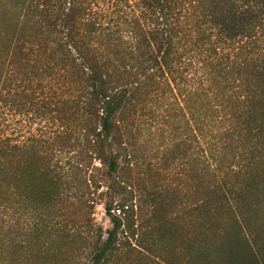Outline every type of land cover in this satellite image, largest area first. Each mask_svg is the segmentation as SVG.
<instances>
[{
    "label": "trees",
    "instance_id": "trees-1",
    "mask_svg": "<svg viewBox=\"0 0 264 264\" xmlns=\"http://www.w3.org/2000/svg\"><path fill=\"white\" fill-rule=\"evenodd\" d=\"M38 100L49 128L0 129V226L74 249L66 211L97 194L111 227L81 248L89 264L124 249L176 264L170 243L184 264H264V0H0V109ZM157 120L163 178L186 175L189 199L169 217V185L151 186L146 244L124 172Z\"/></svg>",
    "mask_w": 264,
    "mask_h": 264
},
{
    "label": "rangeland",
    "instance_id": "rangeland-1",
    "mask_svg": "<svg viewBox=\"0 0 264 264\" xmlns=\"http://www.w3.org/2000/svg\"><path fill=\"white\" fill-rule=\"evenodd\" d=\"M37 91L39 92L38 89ZM40 92L36 96L39 97V99L43 96ZM28 107L29 108L24 109L17 108L16 111L12 110L10 112H6L4 108L0 109V129L6 134L14 135L24 131H44L50 127L48 123L49 114H47L45 110L41 112L39 100ZM157 122L158 128L155 130L156 133L150 135L147 141L145 139V142L142 144L138 143L139 145L135 146L137 151L135 162H133V166L127 167L124 172V178L131 179L128 189L131 188V190L135 192L136 197H140L138 194H141L145 201L139 212L135 214L134 222L137 226L139 225L141 227L142 231H140L139 234L146 244L154 240L151 235L154 234L152 232V226L155 219L151 216V198L148 194L149 190L152 189L151 186L154 187L158 184V189H162L161 187L163 184L169 185L168 187L171 190H168L164 196V203L166 204L165 212L170 215L169 217L175 216L176 212L174 211H180L179 213L182 214V219H184L187 212H182V210L173 204L179 203L186 211L189 199L186 192V188H188V178L186 175L177 174L176 172L179 171H176L174 177H170L168 180H164L163 178L166 172L163 170L162 163H171L170 152L166 147L171 144L172 139L169 135L168 124L164 123L163 120H157ZM142 127L143 126H141V128ZM172 166L176 165L173 164ZM185 166H187V163ZM186 169L187 168H185V170ZM101 173H103V171H101ZM182 187L183 192H179ZM152 193L157 194L154 190H152ZM91 197H87L88 201L90 200L92 204L91 208H82L80 203L76 200V208H68L66 211V216L69 217L67 221H71L72 217L76 219V248H68L65 244L66 240L58 239L57 236H50L41 241L42 243L39 245L34 241H31V243L27 242V240L23 239L21 236L24 227H22L21 222H18L10 227L0 226V264H89L87 258L84 257V253L87 249L85 248L81 253V248L87 246L95 239V228L101 227L102 230L105 231L111 227L104 211V203L108 198L97 194ZM115 215H118L116 211ZM81 236L83 237L82 240H80ZM104 236L105 234L103 237ZM157 236L159 237V233ZM119 238L122 239L121 236ZM170 244L173 247L175 245L172 243ZM39 247H44L41 252ZM172 248L167 252L174 257V263L184 264L187 260L184 258L185 256L182 255L180 251L175 252ZM126 252V249L122 250L121 253H119L120 259H116L117 261L115 260L116 262L113 264H168L165 262L166 255H164V253H162L163 256H158L161 253L155 256L157 252L154 254L142 253L145 255H139L136 252L127 255Z\"/></svg>",
    "mask_w": 264,
    "mask_h": 264
}]
</instances>
